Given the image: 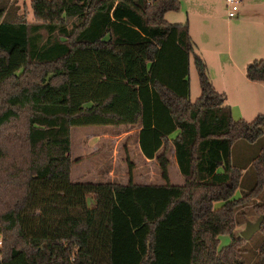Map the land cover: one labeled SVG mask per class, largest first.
<instances>
[{"label": "trees", "instance_id": "1", "mask_svg": "<svg viewBox=\"0 0 264 264\" xmlns=\"http://www.w3.org/2000/svg\"><path fill=\"white\" fill-rule=\"evenodd\" d=\"M17 10L0 0V264H244L235 229L248 214H263L264 264V146L238 198L230 162L234 144L262 139L264 113L231 118L186 23L164 19L179 1L29 0L31 21ZM244 77L264 84V59ZM136 125L162 184L131 182L126 157L125 184L70 181L72 128ZM170 148L181 185L168 181Z\"/></svg>", "mask_w": 264, "mask_h": 264}, {"label": "rangeland", "instance_id": "2", "mask_svg": "<svg viewBox=\"0 0 264 264\" xmlns=\"http://www.w3.org/2000/svg\"><path fill=\"white\" fill-rule=\"evenodd\" d=\"M14 1L18 9L17 14H24L26 19L31 21L28 10L29 0ZM178 1V12L168 13L164 19L169 24H173V22H177L174 24L189 22L190 41L193 45V51L194 53H201L204 60L207 62H215L218 58L225 60L227 52H230L228 55H232V58L236 61L237 58L242 57L241 60L248 58H253L254 60L264 59L263 0H241L237 14L238 12H244L241 15L239 14V16L236 14L238 16L237 19L226 18L224 0ZM225 20H229L230 23L227 24ZM187 85L188 99L193 102L198 97L199 90L191 62L189 63ZM255 92V98L259 102L263 100L264 107V94L260 90ZM246 93L250 95L248 91ZM247 102L249 103V101ZM257 109L260 110L259 114H262V109ZM257 109L254 108L253 112H258L255 111ZM254 117H247L246 122H250ZM136 136V126L116 129L109 127L72 128L70 130L69 155L72 161H76L70 167V181L92 183L105 181L125 184L128 178L124 158L126 157L131 163H137ZM260 146H264V136L252 145L242 142H237L233 145L230 162L242 171L238 187L233 194L234 198L241 197L252 187L254 180L249 161ZM149 169V178L144 180H133L131 178V182L162 184L163 181L160 178L159 169L155 161L147 166V170ZM167 172L168 181L171 185L182 184L183 178L178 172L175 161L168 165ZM244 211L247 213L246 208H244ZM246 218L245 221L238 222L235 229L237 232L244 227V223L247 220H255L253 214L246 215ZM227 240L225 235L219 236V246L227 243ZM261 240V235L257 230L248 239H244L241 248V259L244 264H253L255 262L257 247Z\"/></svg>", "mask_w": 264, "mask_h": 264}, {"label": "crops", "instance_id": "3", "mask_svg": "<svg viewBox=\"0 0 264 264\" xmlns=\"http://www.w3.org/2000/svg\"><path fill=\"white\" fill-rule=\"evenodd\" d=\"M243 12L244 11L238 12L237 15L239 16V14L241 15ZM263 14H264V9H263ZM238 16H236L235 18L237 19ZM225 22L227 24L230 23L229 20H225ZM174 23L177 22H173V25H178ZM236 24H237V20H236ZM186 25H187L188 35L190 38L189 22L188 23L186 22ZM229 53L227 52V54L225 55V60L218 58L215 60V62H207L206 60L203 59L201 53L197 52L196 54L202 59V61L206 66L208 78L211 82L214 91L223 96V104L229 108L231 118L233 120L241 119L246 122L247 117L252 118L256 114H259L260 110L257 108L262 109V113H264L263 100L262 102L261 101L259 102L257 98H255L256 90H260V92L264 94V84L258 82H248L244 77V67L247 63L254 61L253 58L241 60L243 58L242 57V58H237L236 61L234 58H232V55L231 56L228 55ZM246 91H248L250 95L247 94ZM261 97L263 98L262 95ZM247 101H249V103ZM254 108H256L257 110L255 111L258 112H253ZM244 115L247 117H245ZM119 128H124V127H119ZM138 130H139V126L136 125V134ZM135 148H136L135 149L136 153L138 152V158L136 159L138 164L136 162H133L134 164L132 163L133 167L131 171V178L133 180L135 179L144 180L150 177L149 176L150 169L147 170V166H149V164L154 160L146 159L141 155L137 145V136L135 140ZM167 158L169 162L168 165L172 161H174L172 148L169 149L167 153ZM133 183L150 184L147 182H135V181H133ZM255 200L257 201L258 199Z\"/></svg>", "mask_w": 264, "mask_h": 264}, {"label": "water", "instance_id": "4", "mask_svg": "<svg viewBox=\"0 0 264 264\" xmlns=\"http://www.w3.org/2000/svg\"><path fill=\"white\" fill-rule=\"evenodd\" d=\"M263 219V214L258 215L255 220H247L244 223V227L238 232L242 239H248L253 232L258 230L261 220Z\"/></svg>", "mask_w": 264, "mask_h": 264}, {"label": "built area", "instance_id": "5", "mask_svg": "<svg viewBox=\"0 0 264 264\" xmlns=\"http://www.w3.org/2000/svg\"><path fill=\"white\" fill-rule=\"evenodd\" d=\"M226 9V18L234 19L236 17L241 0H224Z\"/></svg>", "mask_w": 264, "mask_h": 264}]
</instances>
